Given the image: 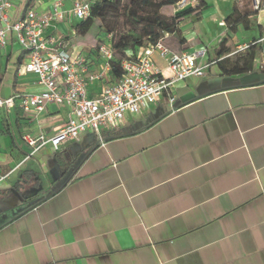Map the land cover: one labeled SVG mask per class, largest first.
<instances>
[{"label": "crops", "instance_id": "crops-1", "mask_svg": "<svg viewBox=\"0 0 264 264\" xmlns=\"http://www.w3.org/2000/svg\"><path fill=\"white\" fill-rule=\"evenodd\" d=\"M52 1L35 7L47 12ZM207 1L164 39L178 52L207 47L205 75L178 81L174 103L163 95L103 128L104 143L86 131L32 154L23 133L54 135L69 108L49 103L35 115L18 99L0 107V264H264V68L254 61L252 70L229 74L216 59L226 37L239 47L263 36L264 12L254 16L260 35L241 42L220 24L231 0ZM23 5L13 7V20ZM177 10L161 8L166 16ZM58 31L67 29L47 32ZM72 47L97 64L84 44ZM153 59L172 75L165 58ZM26 60L10 35L0 48V98L39 90L35 74L19 71ZM103 85L91 83L89 94ZM62 156L72 161L64 176Z\"/></svg>", "mask_w": 264, "mask_h": 264}, {"label": "built area", "instance_id": "built-area-1", "mask_svg": "<svg viewBox=\"0 0 264 264\" xmlns=\"http://www.w3.org/2000/svg\"><path fill=\"white\" fill-rule=\"evenodd\" d=\"M24 1L0 0V48L6 47L10 35H13L27 54L19 71L35 74L40 88L35 92L0 98V107L14 106L18 99L24 111L35 115L44 112L49 103L69 108L68 121L54 135L23 133L22 139L32 148V154L47 144L59 149L66 142L79 141L86 131L95 133L104 143L103 128L118 127L126 115L140 112L163 95L174 103L176 83L193 75H205L210 65L205 60L207 47L174 51L164 42L169 34L165 32L156 42L140 47L134 57L122 60L123 74L116 82H107L100 92L90 95L88 87L91 83L110 81L114 57L112 34H108L107 41L97 49L98 62L95 65L88 51L76 52L72 47L73 20L85 19L90 14L92 0H71L69 8L65 6L66 0H53L49 11L41 13L34 6L13 20V7ZM195 2L197 0H180L176 5L185 8ZM252 5L260 21L264 0H252ZM58 24H64L67 31L48 34L47 31L57 29ZM220 24L226 25L224 21ZM262 42L264 36L252 44ZM250 45L239 46L236 52L246 50ZM155 53L167 60L172 75L165 74L155 64ZM254 61L259 68H264V48L258 51Z\"/></svg>", "mask_w": 264, "mask_h": 264}, {"label": "trees", "instance_id": "trees-1", "mask_svg": "<svg viewBox=\"0 0 264 264\" xmlns=\"http://www.w3.org/2000/svg\"><path fill=\"white\" fill-rule=\"evenodd\" d=\"M37 1L38 0H25L23 12H26L29 8L34 7L37 4ZM179 1L180 0H129V2L123 6L124 14L137 20L138 23L143 22L144 33L138 36L121 35L116 39L112 35L111 41L113 45V51L114 54L118 53L119 56H114L111 61L112 67L110 70V81L108 82H116L122 76L123 68L121 62L124 58H131L136 55L134 54L133 56H127L126 51L128 48H140L148 45L149 43L156 42L160 37L163 36L161 33L179 32V25L184 19L192 15L200 16L203 10L208 6L207 0H199L197 5L187 6L181 10H178L172 16H166L161 13V8L163 6L174 5ZM112 3L119 4L120 0H92L90 14L85 19L79 20L74 24L75 35L70 37L71 42L75 44L82 43L79 37L90 29L95 19H105L108 10L107 7L112 5ZM236 12H238L237 9L233 13ZM233 13L226 17L227 21L231 22ZM245 16H256L254 8L243 14H239L238 18L235 19V22H233L237 24L242 23L246 28H251L252 26L250 27V24L246 23L247 19H245ZM254 24H256V20ZM145 39H147V41H144ZM257 39L258 38H253L252 41L249 42L251 44L250 47H248L244 52H240L235 56L234 59L230 57H223L225 54L231 51L228 37L219 42L216 50V59L218 60L219 66L223 72L234 74L244 73L252 70L255 67L254 59L261 48L259 43L252 44ZM106 41L107 39H103L100 43L95 45L94 49H91V54L93 55L96 53L99 46ZM22 57L23 55L20 56V60ZM56 162L58 166L62 168L61 176H64L68 172L72 161L68 162L65 157L62 156L57 158ZM64 185H66V182L62 186L58 187L55 192L61 189ZM9 192L10 191H7V193Z\"/></svg>", "mask_w": 264, "mask_h": 264}, {"label": "rangeland", "instance_id": "rangeland-1", "mask_svg": "<svg viewBox=\"0 0 264 264\" xmlns=\"http://www.w3.org/2000/svg\"><path fill=\"white\" fill-rule=\"evenodd\" d=\"M20 0H15V3H19ZM102 1V0H101ZM114 1V0H113ZM40 2V1H39ZM129 0H120V3H112L107 10L105 19L97 18L94 20V23L90 27V29L85 33L82 34L79 38L80 41L85 45V47L89 49H94L95 45L100 43L103 39H108V34H112L113 37L118 38L121 35H142L144 33V26L143 22L138 23L137 20L129 17L128 15L124 14L123 12V6L127 4ZM233 3V8L231 12L228 13V15H231L236 9L238 12L233 13V16L231 18V22L226 20V24L232 29L234 33H236V37L239 41L244 40H250L254 36L258 37L260 35V31L257 27H254V17H246L248 24H250V27L254 28H246L244 24L238 25L235 22V19L238 18L239 14H243L247 11H250L253 9L252 0H231ZM199 3V0L195 2V5ZM191 5V6H195ZM190 6V5H188ZM15 7H17L15 5ZM176 8L178 10H181L183 8H178L176 5ZM177 10V11H178ZM162 13V12H161ZM227 15V16H228ZM226 16V17H227ZM234 21V22H233ZM164 35L165 33H161ZM262 34L264 36V30L262 31ZM144 41H147L145 39ZM237 45L234 43H230L231 51H229L226 56L234 59L236 55L240 53L237 51ZM140 48H128L126 51L127 56H133L139 51ZM115 57H118V53L114 54ZM108 81H104V84H107Z\"/></svg>", "mask_w": 264, "mask_h": 264}]
</instances>
